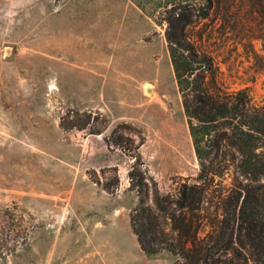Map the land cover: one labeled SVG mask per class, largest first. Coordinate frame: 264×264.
I'll list each match as a JSON object with an SVG mask.
<instances>
[{
	"label": "rangeland",
	"instance_id": "1",
	"mask_svg": "<svg viewBox=\"0 0 264 264\" xmlns=\"http://www.w3.org/2000/svg\"><path fill=\"white\" fill-rule=\"evenodd\" d=\"M164 11L163 0H0V264L175 263L144 253L130 225L140 199L155 209L153 183L164 194L198 183ZM188 34L221 85L264 105V4L231 0ZM115 71L126 122L106 135ZM214 145L229 185L237 154ZM133 168L145 187L129 189Z\"/></svg>",
	"mask_w": 264,
	"mask_h": 264
},
{
	"label": "trees",
	"instance_id": "2",
	"mask_svg": "<svg viewBox=\"0 0 264 264\" xmlns=\"http://www.w3.org/2000/svg\"><path fill=\"white\" fill-rule=\"evenodd\" d=\"M163 1L160 23L200 170L197 184H181L173 194L153 183L155 209L140 199L131 229L144 253H169L174 264H264V105L252 108L246 89L221 85L212 59L196 56L188 34L231 0ZM212 143L237 154L229 185H222L228 168L219 171L211 160ZM128 177L129 189L145 187L142 172L133 168Z\"/></svg>",
	"mask_w": 264,
	"mask_h": 264
},
{
	"label": "crops",
	"instance_id": "3",
	"mask_svg": "<svg viewBox=\"0 0 264 264\" xmlns=\"http://www.w3.org/2000/svg\"><path fill=\"white\" fill-rule=\"evenodd\" d=\"M114 76L110 78V86L108 87V92L106 95V116L110 120V125L106 128V135L108 134L111 126L113 124L126 122V112H127V104L125 103V95H123V90L121 88L120 72L115 71L113 73ZM107 80V79H106ZM147 85V84H145ZM107 88V87H106ZM107 151V150H106ZM124 163L112 165V167L118 170L120 173V180L123 182L126 179V172H124V176L121 178V172L124 170Z\"/></svg>",
	"mask_w": 264,
	"mask_h": 264
}]
</instances>
